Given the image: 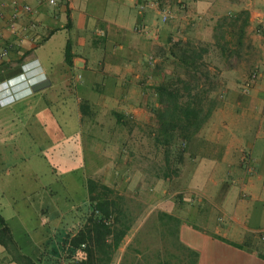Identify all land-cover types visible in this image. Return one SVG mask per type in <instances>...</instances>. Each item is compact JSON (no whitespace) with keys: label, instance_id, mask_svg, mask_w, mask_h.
<instances>
[{"label":"crops","instance_id":"obj_1","mask_svg":"<svg viewBox=\"0 0 264 264\" xmlns=\"http://www.w3.org/2000/svg\"><path fill=\"white\" fill-rule=\"evenodd\" d=\"M17 1L29 4L32 11L20 12L15 19L18 33H14L9 25L11 0H0V82L18 74L20 63L28 62L31 73L43 71L48 84L10 103L0 102V177L24 159L27 144L45 142L36 152L42 155L45 147H55L75 133L81 164L88 169L81 180L86 195L87 179L118 194L130 190L123 148L130 142L118 131L155 126L148 107L155 101L154 87L169 71L163 67L173 62L169 39L212 41L218 19L245 16L244 40L250 46L246 55L231 63L214 57L210 117L188 144L175 185L169 172L154 171L151 196L152 209L181 219L178 237L196 251L195 264H264V0H176L179 9L158 26L150 17L156 8L136 7L145 0H59L54 6L45 0ZM141 22L157 27V39L135 30ZM66 45L70 65L64 61ZM253 68L258 76L244 90L243 82ZM64 129L72 131L67 135ZM21 187L23 203L14 209V203L1 202L8 190L6 184L0 186V214L5 221L3 207L18 218L34 217L39 223L47 224L55 216L57 226L68 222L67 209L44 213L47 196L57 206L51 189ZM31 194L39 214L31 211ZM85 204L72 200L69 211L85 209ZM121 245L109 264H119ZM40 252L39 247L32 257L41 258ZM0 264H11L1 249Z\"/></svg>","mask_w":264,"mask_h":264},{"label":"trees","instance_id":"obj_2","mask_svg":"<svg viewBox=\"0 0 264 264\" xmlns=\"http://www.w3.org/2000/svg\"><path fill=\"white\" fill-rule=\"evenodd\" d=\"M155 1L159 7L166 4V0ZM245 25V16L225 15L214 26L212 41L169 39L172 68L154 87L155 101L148 107L155 118L154 143L162 151L165 171L169 174L179 175L187 157L188 144L210 117L214 106V98L210 96V92L215 88L216 82L213 68H217L212 62L213 57L222 56L227 63H231L246 55L248 49H245L250 46L244 40ZM71 57L69 45H66L64 61L67 65L71 64ZM86 185L88 195L85 215L77 223L71 224V219L57 228L55 238L50 242V251L53 257L64 252L67 258H78L80 264H109L137 215L129 210L124 196L107 185L92 179H87ZM159 217L160 225L163 226V229H159L160 233H168L184 252L178 262L195 264L196 251L183 244L178 237V217L165 212H161ZM0 249L6 253L11 264H47L48 260H53L47 257L43 262L41 258H33L24 253L1 214ZM129 251L133 252L129 264H136L137 254H141L146 260L147 246H143L140 251L128 244L122 253V261ZM155 264L171 263L168 259H158Z\"/></svg>","mask_w":264,"mask_h":264},{"label":"rangeland","instance_id":"obj_3","mask_svg":"<svg viewBox=\"0 0 264 264\" xmlns=\"http://www.w3.org/2000/svg\"><path fill=\"white\" fill-rule=\"evenodd\" d=\"M165 3L168 5L172 14L175 13L176 9H179L176 0H166ZM150 17L151 20L154 19L156 21L157 26L158 23L162 24L158 21L157 11L154 10V13H151ZM163 68L170 70L172 65H165ZM59 116L61 119L65 117ZM155 127L156 126H152L151 130L144 128L142 131H118V136L122 139H126L127 137L130 142L129 146H127V144L125 146L123 145L125 149L124 153L127 155L125 167L127 171L126 175L129 176L126 180V184L129 186L130 190L122 195L124 196L125 203L129 207V210L133 215H137L131 229L124 237L121 247L124 252L125 246L128 244H131V247L134 249L135 247L140 249V251L143 246H147V251H145L146 260L141 257V254H137L136 257L138 260L136 259L134 262L136 264H155L158 259L162 261L168 259L171 264H180L178 261L182 259L184 254L183 250L177 247L168 233H160L159 229H163V226L160 225L161 222L159 217L161 210L157 208L152 209V205L155 202L152 200L151 196V188L153 186L151 182L156 180V178H154V171L159 170L161 172L165 170L162 151L158 153L151 138L153 137L151 132L152 130L155 131ZM64 130L67 135L70 133L69 131H72V129ZM139 133H142V135L136 138V135ZM36 139H41L40 135H37ZM40 143L41 140L27 144L25 148L26 152L23 153L24 159L18 160V162L14 163L15 165L12 164L13 167H11L10 172L1 175L0 186L2 183L6 184V190H8L5 192L7 195L1 197V202L4 203L7 200L11 202V204L14 203L13 207L16 209V206L19 207L23 203V194L21 192L23 188L21 186L25 187V189L30 188L32 191L34 189H41V192L44 191V188H47L48 191L51 189L55 192L53 197L57 200V206H53L49 200L50 196L46 195L47 201L45 205H47V208L46 211H44L45 214H54L57 209L62 211L67 209L64 215L68 221L75 217H83L85 215V209L81 206L77 211H68L72 207V200L76 203L82 201L86 202L87 198L86 192H84L85 188L81 185V180L84 178V174L88 173V169L85 168L84 164H81L83 156L78 147L79 142L76 140L75 133H73V136L57 144L55 143V147L51 145L45 147L42 151L43 154L37 155L36 152H38L40 148H43L45 144V142H42V145ZM58 150H62V153L57 154L58 152L56 151ZM170 174L174 179L171 185L174 186L178 177L174 173ZM62 183L64 184L62 185ZM47 184H49V186ZM30 200H34L31 211L39 214L40 211L37 207L38 202L34 199L32 194ZM3 208L1 209L3 210L2 212L6 218V222L11 228L14 240L21 247L22 251L31 256H36L40 247V256L43 262L47 257H50V255V258H53L52 252L50 251V242L55 238L54 232L60 226L55 225L56 221H58L56 216L54 215V218L51 217L50 220L47 221V224H45V221L39 223L40 221L34 217L30 220L28 217L25 216L24 218L23 215H20V218H18L16 215L12 214L10 208ZM21 219H23L24 223L21 222ZM180 220L181 219H178V222H180ZM37 224L40 225L38 226ZM179 226L180 224L178 223V228ZM39 231H41L40 234ZM37 239L40 240V244L36 241ZM128 253L129 254L125 255L123 261L122 258H120L119 264H129V259L132 257L133 252L129 251ZM118 254L119 251L117 250L115 257L116 255L118 256ZM51 262L52 260L47 262V264H51Z\"/></svg>","mask_w":264,"mask_h":264},{"label":"built area","instance_id":"obj_4","mask_svg":"<svg viewBox=\"0 0 264 264\" xmlns=\"http://www.w3.org/2000/svg\"><path fill=\"white\" fill-rule=\"evenodd\" d=\"M58 1L59 0H45V2L50 6L56 5ZM11 3L13 5V9L10 14V30L14 33H18L15 19L19 16L21 11H32V7L27 3H20L17 0H11ZM136 7L140 11L145 10V8L147 7L156 8V11L158 13V21L161 23H165L173 17V14L167 4L159 7L158 2L155 0L137 2ZM30 27L32 28L34 27V25H30ZM23 28L28 29V27ZM135 30L143 35H150L154 38H157L159 33L156 26L152 27L143 22L136 25ZM18 40L21 39L18 38ZM148 61L149 63H152L154 61V56L150 55L148 57ZM32 70L33 69L29 66L28 62H22L20 63V71L18 74L0 82V95H3L4 92L6 93L5 96L0 97V102L10 103L19 97L31 93L35 84L40 83L46 79L43 71L38 70L35 74H32ZM257 76L258 71L255 68L249 73L247 79L243 82L242 88L244 90L248 89V87H250L251 84L256 80ZM16 87L17 89H15ZM53 264H80V260L78 258H67L64 252H59L56 255V259Z\"/></svg>","mask_w":264,"mask_h":264},{"label":"water","instance_id":"obj_5","mask_svg":"<svg viewBox=\"0 0 264 264\" xmlns=\"http://www.w3.org/2000/svg\"><path fill=\"white\" fill-rule=\"evenodd\" d=\"M48 84V81H42V82H40V83H37V84H35L34 86H33V90H35V89H39V88H42V87H44L45 85H47Z\"/></svg>","mask_w":264,"mask_h":264}]
</instances>
